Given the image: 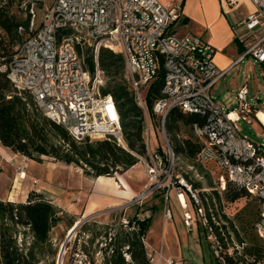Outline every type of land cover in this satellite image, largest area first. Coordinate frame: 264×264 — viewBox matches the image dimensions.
<instances>
[{
	"label": "built area",
	"instance_id": "2783aa9c",
	"mask_svg": "<svg viewBox=\"0 0 264 264\" xmlns=\"http://www.w3.org/2000/svg\"><path fill=\"white\" fill-rule=\"evenodd\" d=\"M249 1L254 11L236 23L248 36L246 50L237 62L250 55L264 66V0ZM35 15L32 3L28 8L30 30ZM180 18V5L162 4L159 0H51L41 25L19 45L8 64L0 65V72L6 73L19 94L30 95L37 109L76 141L111 138L127 150L114 100L101 93L104 74L98 61L102 48L122 55L124 78L135 103L143 110V90L157 80L161 82V96L152 110L160 119L165 148L158 151L149 147L150 125L146 123V154L138 157L146 183L133 203L140 204L158 191H164L166 200L172 190L178 202L184 203L181 196L186 184L173 182L174 153L164 132L169 111L177 108L204 119L202 124L192 126L193 136L201 145L197 161L213 164L220 170L222 189L228 183L259 201L253 230L264 242V145L242 135L238 128L241 117L235 110L220 106L211 95L212 88L228 69L217 68L213 60L216 50L208 41L195 34L176 32ZM83 47L91 50L93 72L78 52ZM236 99L239 114L251 123L248 117L254 115L255 107L248 103L246 86L237 91ZM22 174L19 171L18 177ZM188 192L214 247L217 264H226L223 254L227 252L208 223L197 193L190 188ZM120 223L130 232L140 230L138 222L130 223L124 216ZM184 224L187 227L192 224L188 212L184 213ZM142 241L145 244L144 238ZM64 246L56 264H65ZM124 256L129 260L127 254ZM147 257L153 261L152 252ZM91 261L79 245L66 264H91ZM167 263L172 264L173 260L168 258Z\"/></svg>",
	"mask_w": 264,
	"mask_h": 264
},
{
	"label": "trees",
	"instance_id": "16d2710c",
	"mask_svg": "<svg viewBox=\"0 0 264 264\" xmlns=\"http://www.w3.org/2000/svg\"><path fill=\"white\" fill-rule=\"evenodd\" d=\"M50 3L51 0L49 5ZM8 6L10 5L2 6L0 4V65L8 64L16 52L11 50L12 44L16 41L22 43L34 34L41 25L44 14L43 12L38 24L35 15L34 26L30 30L29 16L24 20L19 19L9 13ZM19 27L22 28L20 33L23 32L25 35L23 38L20 37ZM78 52L82 54L80 49ZM85 55V62L93 72L94 63L90 48L85 50ZM98 61L103 74L108 78H115L112 81L109 80L108 86L102 87L101 93L109 94L114 100L127 150L118 146L111 138L104 140L86 138L76 141L62 126L43 116L30 95L19 94L12 87L5 72H0L1 145L38 163L42 157H48L65 165L79 167L83 170L84 175L91 178L112 177L114 174L123 173L136 165L138 157L146 154V123L153 127L152 123L145 120V115L148 120H152L153 117L158 118L160 127V119L154 114L152 108L155 101L161 96V82L157 80L146 89L143 97V110L135 103L133 94L125 80L117 78L124 70L122 55L102 48ZM203 122L204 119L196 114L184 113L177 108L169 111L164 126L166 132L171 136L173 145L169 140L168 142L173 153L183 155L190 160H197L201 145L193 136L192 126ZM178 123L189 128L192 135L181 140L175 138L178 130L175 127ZM154 149L160 151L162 147L158 145ZM227 185L234 190L228 195L231 201L247 195L244 191L238 190L230 184ZM45 195L43 192L30 191L24 202L15 203L0 200V261L3 264H38V256L43 252L52 251L53 254H56L50 239V232L52 228L63 222V215L67 213L59 211ZM122 217L123 213L120 212L119 219ZM128 220L130 223L132 221L139 223V232L128 231L120 222L116 224L115 234L112 235L105 231L104 238L109 242L102 249L104 252L102 264H151L142 241L148 226L147 220L140 221L136 218ZM75 222L76 219H69L67 229H70ZM94 227H96L95 222L90 224L84 222L80 225V229L84 233ZM18 228H24V231L30 235L31 242L25 249H20L16 245L14 235ZM99 235L92 230L90 245ZM252 241H254L253 238ZM83 250L86 252L85 247ZM124 254L129 256V260L125 259ZM244 255L253 256L254 263L260 260L264 263V249L254 243L244 250ZM223 256L226 264H237L233 256L227 253ZM91 260V264H96L92 258Z\"/></svg>",
	"mask_w": 264,
	"mask_h": 264
},
{
	"label": "rangeland",
	"instance_id": "374dc122",
	"mask_svg": "<svg viewBox=\"0 0 264 264\" xmlns=\"http://www.w3.org/2000/svg\"><path fill=\"white\" fill-rule=\"evenodd\" d=\"M49 2L50 0H1L0 4L2 6L10 5L8 6L9 13L24 20L28 17V8L33 3L36 13V23L38 24L44 10L48 7ZM19 34L21 38L25 36L23 32H19ZM20 44L21 42L16 41L11 45V50L16 51ZM85 50H87L86 47H83L81 50L83 57H86ZM117 78L125 80L124 70L117 76ZM113 79L115 78H108L104 75V87L108 86L109 80L112 81ZM125 83L127 84L126 80ZM243 85L247 88L248 103L249 105L254 106L256 111V114L254 112V115H250L248 117L251 120V123H247L242 118L244 116L240 115V112L237 109L236 93ZM24 94L27 93H21L23 96ZM142 95L144 97L145 90H143ZM211 95L220 106L230 111L235 110L241 117L238 121V128L242 135L258 145H264V66L257 63L252 56H245L243 60L234 65V67L227 75H225L223 79L215 84L211 90ZM145 120L149 121L153 125V127L150 125L148 132L147 142L149 147L154 149V147L159 145L162 148H165L163 144L162 129L158 126V118L153 117L152 121L151 119L148 120L147 115H145ZM176 126L177 127H175V129L178 130L175 134V138L178 140L192 135L189 128L182 126L180 123ZM164 132L167 140H169L170 144L173 145L170 139L171 136L166 132L165 126ZM0 149H2L3 152H5L4 150H9L7 152H11L10 149H7L2 145H0ZM20 156L16 158H14V156H10L6 158L3 156V153L0 152V200L2 201H8L6 196L9 192L13 191L12 187L14 179L18 178V172L22 170L21 168L24 160L22 159V161H20ZM1 157H4L3 159H5V161H3ZM49 162H51V160L48 157H42L41 161L37 163L43 166ZM137 163L139 165L136 167V171H144L142 164L140 162ZM72 167L78 172H81V176L87 178V180L92 179L91 177L84 175L81 168L73 165ZM28 169L29 173H31V168ZM22 171L26 172V169ZM220 174V170L213 164H201L195 159L190 160L185 158L183 155H177L174 153V166L172 170L173 182H182L183 184H186V186L183 187L182 192L187 195L189 200H191L188 192L189 188L197 193L204 213L208 218V223L212 226L214 234L222 243L223 249L227 253L230 252L237 264H262L261 260L254 263L253 256L244 255V250L252 246L253 243L264 249V242L256 237L253 230V222L255 221L258 213L259 201L255 197L248 194L235 201H231L229 199L230 196L228 197V195L233 193L234 190L227 185L228 183H226L225 188L222 189L219 181ZM24 176H26L27 179L28 173L23 172L22 177ZM115 176H117V173L113 175V177ZM63 177V183L67 187L69 186L68 188L72 192H75L76 190L80 191L81 188H83V192L89 191L88 189L90 185L88 184L90 183L85 185L83 183L84 181H82V177H78L73 174L63 175ZM25 180L22 181V185ZM144 182L146 183V181ZM15 187H17L18 190H15V192H17L15 195L14 193L10 194L9 198H14V201L10 202H22V186L19 187L16 183ZM40 192L45 193L46 198L50 199L51 195L42 190ZM28 193L29 191L27 192V196ZM157 193H159L160 196H162V199H164L163 203L171 204L173 202V194H169L168 200L165 201L164 191H158ZM134 199L135 198H133L130 203H133ZM120 212L123 213V216L126 219L132 218V214L129 210L124 211V209H122L121 211L118 210L114 212L101 210L91 216L85 217V220L80 218L82 223L87 222L90 224L91 222H95L96 227L85 231L84 233L83 230L80 229L81 223L69 237H67L69 230L67 229V221L69 219L76 218L70 214L63 215V222L52 228L50 232V239L53 249L56 250V254H53L52 251L43 252L38 256V264H56L58 254L63 243H65L64 249H66V254H62V259L65 264L68 261L69 255H71V253L79 245L82 249L85 247L86 253L94 261L100 262L97 264H102L104 256L102 249L105 248L106 243L109 242V240L104 238V232L108 231L112 235L116 233V224H118L121 220L119 219ZM76 221L78 220L76 219ZM24 230V228H18L16 235H14L16 245L20 249H25L31 242L30 235ZM92 230L100 235L97 236L92 245H90L89 240L91 238ZM252 238L254 241H252ZM209 245L210 250L213 253L214 247L211 244V240H209Z\"/></svg>",
	"mask_w": 264,
	"mask_h": 264
},
{
	"label": "crops",
	"instance_id": "0c3cea01",
	"mask_svg": "<svg viewBox=\"0 0 264 264\" xmlns=\"http://www.w3.org/2000/svg\"><path fill=\"white\" fill-rule=\"evenodd\" d=\"M159 1L162 4L180 5L181 18L175 26L176 32L179 35L195 34L208 41L216 50L213 58L215 65L221 71L228 69L225 74L227 75L246 50L245 42L248 36L236 27V23L254 11L250 1L233 0L234 3H230L229 0ZM4 151L0 149L6 158L20 156L12 151L7 152L9 150ZM4 157H1L3 161ZM22 159L24 162L20 168L26 169L28 176L27 179L26 176L14 179L13 191L6 196L8 201H14V198L9 197L11 193L14 195L17 193L15 192L18 190L15 187L17 183L23 189L22 202L25 201L28 191H45L51 195L50 200L59 211L75 216L78 222H81L80 218L84 219L101 210L110 212L129 210L132 218L147 220L144 247L147 253L153 254L151 264H168V258L173 260L172 264H217L209 247L207 230L201 224L195 204L185 193L181 196L184 202L182 204L178 202L174 190L169 192L173 194L171 204L163 203L164 199L157 192L140 204L130 203L143 190L146 181L144 171H136L138 163L115 177L101 176L87 180L72 165H65L51 158H49L51 162L43 166L20 156V161ZM24 167L31 168V173ZM67 174L82 177L85 185L90 183L89 191L83 192L81 188L80 191L72 192L69 186L63 183V175ZM186 212L192 216V224L189 227L184 224Z\"/></svg>",
	"mask_w": 264,
	"mask_h": 264
},
{
	"label": "water",
	"instance_id": "95a60500",
	"mask_svg": "<svg viewBox=\"0 0 264 264\" xmlns=\"http://www.w3.org/2000/svg\"><path fill=\"white\" fill-rule=\"evenodd\" d=\"M85 220V219H84ZM83 220V221H84ZM82 222H78L69 232H68V236L67 237H69L70 235H72L73 233H74V231L76 230V228L78 227V225H80ZM63 246H64V243L62 244V246H61V249H60V251H59V254H58V260H57V262H59L60 261V257H61V253H62V248H63Z\"/></svg>",
	"mask_w": 264,
	"mask_h": 264
},
{
	"label": "bare ground",
	"instance_id": "6f19581e",
	"mask_svg": "<svg viewBox=\"0 0 264 264\" xmlns=\"http://www.w3.org/2000/svg\"><path fill=\"white\" fill-rule=\"evenodd\" d=\"M77 223H78V221H76V222L74 223V225L72 226V228H73ZM72 228H71V229H72ZM71 229H70V230H71ZM70 230H69V231H70Z\"/></svg>",
	"mask_w": 264,
	"mask_h": 264
}]
</instances>
